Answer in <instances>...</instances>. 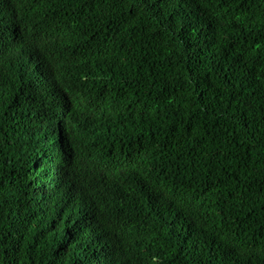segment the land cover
Instances as JSON below:
<instances>
[{
  "label": "trees",
  "instance_id": "obj_1",
  "mask_svg": "<svg viewBox=\"0 0 264 264\" xmlns=\"http://www.w3.org/2000/svg\"><path fill=\"white\" fill-rule=\"evenodd\" d=\"M138 1L0 0V264H264V0Z\"/></svg>",
  "mask_w": 264,
  "mask_h": 264
},
{
  "label": "clouds",
  "instance_id": "obj_2",
  "mask_svg": "<svg viewBox=\"0 0 264 264\" xmlns=\"http://www.w3.org/2000/svg\"><path fill=\"white\" fill-rule=\"evenodd\" d=\"M131 2L134 4V10L130 12L136 19L138 23L141 21V5L138 0H131ZM172 6L174 9H167L163 6L162 2L160 0H153L150 4L149 10L147 12V17L150 20V26L147 28L153 29L160 25L161 18L164 14H173L178 15L179 17L185 18L186 20H189L193 23V21L197 18L198 12L194 5V2L191 0H171ZM140 29V28H138ZM210 29L214 31H219L217 24L214 20V18L210 19ZM15 82L17 83L18 87L21 88L22 83L19 79H15ZM46 87H49V90H45ZM42 88L41 90L35 92V95L39 96L41 101V108H42V115L47 111L50 102L55 98L56 100H59L57 97V93L53 87V85L46 86ZM29 98V94L26 95L25 101ZM86 117V114L80 110L78 111V115L74 116V119L77 123H79L81 120H83ZM53 131L57 134V131L55 128H52ZM58 136V134H57ZM52 152L61 146V142L58 140L56 143L52 144ZM176 212L178 215L176 223L172 226V230L174 231V234L179 237L182 242L189 248L191 253V260L195 259L197 256H202L205 253L202 252V246H201V239L202 234H200L196 230V224L199 222L197 218H194L192 216H188L184 214L180 209H173L172 213ZM171 222V219L169 223ZM115 236H117L115 234ZM126 246L131 254V257L134 259V261L138 263H144L150 258V253L144 251L143 246L137 242V241H126Z\"/></svg>",
  "mask_w": 264,
  "mask_h": 264
}]
</instances>
